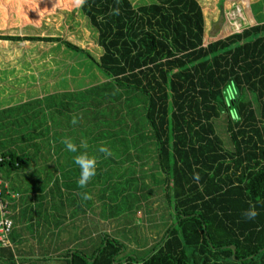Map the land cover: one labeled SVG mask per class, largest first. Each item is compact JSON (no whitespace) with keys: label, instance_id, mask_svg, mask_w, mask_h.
<instances>
[{"label":"trees","instance_id":"obj_1","mask_svg":"<svg viewBox=\"0 0 264 264\" xmlns=\"http://www.w3.org/2000/svg\"><path fill=\"white\" fill-rule=\"evenodd\" d=\"M79 2L81 14L96 30L98 57L59 37L0 34V41L60 43L105 79L0 109L1 176L3 171L9 176L27 171L30 162L39 160L53 163L57 171L64 156L73 160L70 167L83 160L94 164L85 173L95 175L96 182L103 178L106 193L110 185L134 183L142 173L136 166L155 156V171L144 175L137 190L140 201L129 208L140 212L152 185H161L170 219L163 236L150 251L127 253L105 234L90 256L67 251L66 264H264V19L204 45L205 20L197 0ZM63 119L70 121L67 127L60 126ZM77 135L96 143L99 154L83 158ZM71 143L74 148L64 149ZM117 146L124 153L121 159ZM74 170L64 168L56 177L46 165L22 175L29 180L41 172L53 175L46 184L51 187L41 194L58 188L50 200L60 193L63 203L64 184L71 191V183L60 179L83 169ZM33 181L42 187V179ZM123 191L108 205L111 217L124 218L128 195ZM18 197L4 195L9 205ZM8 247L0 244V264L3 258L5 264L15 263Z\"/></svg>","mask_w":264,"mask_h":264},{"label":"rangeland","instance_id":"obj_2","mask_svg":"<svg viewBox=\"0 0 264 264\" xmlns=\"http://www.w3.org/2000/svg\"><path fill=\"white\" fill-rule=\"evenodd\" d=\"M79 1L0 0V34L14 37H59L77 44L83 50L98 57L101 50L97 46L96 30L90 26L87 18L78 9ZM130 1L132 4L138 5L149 0ZM197 2L204 13V45L232 33L241 32L264 19V0H230V4H224L223 0H198ZM248 6L250 7L248 8ZM102 80H105L104 77L97 72L95 67L93 68L87 60L76 56L60 43L0 41V109L24 104L34 98L51 94L82 90L87 86L100 84ZM66 119H63L65 122L61 121L60 126L67 127L69 125L70 121L68 122ZM84 119L86 117L81 120ZM55 127L57 128V126ZM76 134L80 133L76 132ZM78 135L76 136L79 142L78 149L86 152L82 156L83 158H86L87 154H99L95 150L96 143L87 142L86 139ZM92 137L93 135H91ZM61 139L67 143L70 142L68 137ZM223 141L225 148L231 150L229 139L224 137ZM103 142L104 140H99L98 143ZM74 146L71 143L64 149H72ZM115 148L119 153L122 152L119 159L123 158L122 149L119 146ZM107 149L108 146H105L104 150ZM63 158L64 156L59 160L60 165L57 171L52 169L53 163L39 160L35 165L30 162L27 171H16L10 176L8 172H2V179L18 190L20 195L18 200L14 201L15 203L9 205V213L13 216L15 226H13L12 235L10 234L12 242H10L11 247H8V250L15 256L14 264H66L63 257L67 251L90 256L102 243L105 234L123 244L127 253L150 251L152 246L163 236V230L170 223L162 196V186L152 185L151 196L143 203L142 210L137 214H135L134 208H129V206L133 207L132 202L140 201L137 194L138 186L141 185L144 175L154 173L155 170L151 167L156 163L155 156H151L145 163L136 166L138 172L142 173H140L139 179L135 178L134 183L126 184L124 188L121 185L119 187L114 184L107 185L106 193L103 190V178H98L99 182H96L95 175L85 173L89 167L91 171L95 169L94 164L83 163L85 160L77 163L76 167L83 169L79 175L74 172L76 167H70L73 160L67 162ZM46 165L56 177L64 168L65 171L74 170L64 174V180L60 179L61 182L67 181L69 185L71 183L69 186L71 191L67 184H64L65 189L61 194L62 197H65L63 203L59 197L60 193H55L53 196L56 199L53 197V200H50L53 191H57L58 188L49 191L47 195L41 194L42 190L45 193L51 187L46 184L48 183L47 179L52 178L53 175L41 172L30 178L31 181L42 179L40 182L42 187H38L37 182H31L29 178L24 177V175H29L27 174L29 170L39 171ZM120 165L125 166V163ZM115 167L117 165L112 167L113 170ZM131 169H134L133 165ZM122 170L123 168L119 167V171L122 172ZM41 174L42 177L39 178ZM79 176H83L85 180H81ZM110 176L114 178L117 174H110ZM136 176H138L137 173ZM148 178L154 179L151 176ZM147 182H149L148 179ZM45 185L46 190L43 188ZM121 189L125 190L123 192L126 196L128 195L127 200L123 202L124 218L111 217L108 205L115 202L114 197H117V193ZM31 190L37 191L36 199L32 198L35 194H29L28 191ZM68 193L72 194L68 196ZM104 196L106 199H103ZM131 199L133 200L128 205ZM18 208H24V211L17 213ZM128 210L134 211L133 214H130ZM15 214L16 216H14ZM145 224H150L152 228L150 230L142 228ZM138 230L141 234L136 233ZM20 237L22 241L15 245L13 239L17 241L20 240ZM7 264H9L8 260Z\"/></svg>","mask_w":264,"mask_h":264},{"label":"built area","instance_id":"obj_3","mask_svg":"<svg viewBox=\"0 0 264 264\" xmlns=\"http://www.w3.org/2000/svg\"><path fill=\"white\" fill-rule=\"evenodd\" d=\"M4 195H12L18 197L16 193H11L9 185L2 179L0 174V244L5 246H11L9 242V235L13 229V221L10 218L9 202L4 198Z\"/></svg>","mask_w":264,"mask_h":264},{"label":"crops","instance_id":"obj_4","mask_svg":"<svg viewBox=\"0 0 264 264\" xmlns=\"http://www.w3.org/2000/svg\"><path fill=\"white\" fill-rule=\"evenodd\" d=\"M198 1V0H197ZM224 1V4H226V3H228V4H230L229 2H230V0H223ZM220 2V1H219ZM219 2H218V4H219ZM250 6H248V8H249ZM202 8V7H201ZM242 9H244V8H242ZM241 9V10H242ZM203 10V9H202ZM240 10V11H241ZM250 10V9H249ZM239 11V12H240ZM219 12V11H218ZM204 14V13H203ZM250 15H251V13H250ZM222 16V15H221ZM220 16V17H221ZM241 18V17H240ZM71 52V51H70ZM41 97V96H40ZM42 98V97H41ZM17 206L19 205V203L18 204H16ZM16 209H17V207H16ZM23 209V210H22ZM22 209H19L18 208V210L16 211L17 213H20L21 211H24V208H22ZM14 212H15V210H13ZM10 216L13 218V216L11 215V213H10ZM14 216H16V214L14 215ZM12 221H13V223H14V219H12ZM13 226H15V223L13 224ZM12 235V234H11ZM10 235V236H11ZM10 236H9V242H12L11 241V239H10ZM13 241L15 242V245L18 243V242H20V241H22V238L20 237V240H17V241H15L14 239H13ZM14 242H13V244H14ZM4 261H6V258H3V262L2 263H4L5 264V262ZM65 261V260H64ZM65 263H66V261H65Z\"/></svg>","mask_w":264,"mask_h":264}]
</instances>
